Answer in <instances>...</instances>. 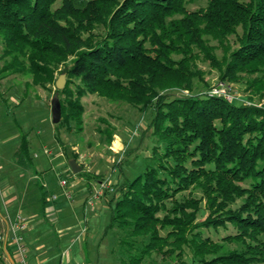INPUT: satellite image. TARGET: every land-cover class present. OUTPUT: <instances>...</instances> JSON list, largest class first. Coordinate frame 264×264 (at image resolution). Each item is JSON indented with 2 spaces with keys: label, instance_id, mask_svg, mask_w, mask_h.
I'll list each match as a JSON object with an SVG mask.
<instances>
[{
  "label": "trees",
  "instance_id": "obj_1",
  "mask_svg": "<svg viewBox=\"0 0 264 264\" xmlns=\"http://www.w3.org/2000/svg\"><path fill=\"white\" fill-rule=\"evenodd\" d=\"M192 1L0 0V71L30 75L26 92L66 75L56 128L82 130L87 94L153 110L152 161L106 198L121 264L186 250L191 264L264 262V0ZM199 61L247 99L194 92Z\"/></svg>",
  "mask_w": 264,
  "mask_h": 264
},
{
  "label": "rangeland",
  "instance_id": "obj_2",
  "mask_svg": "<svg viewBox=\"0 0 264 264\" xmlns=\"http://www.w3.org/2000/svg\"><path fill=\"white\" fill-rule=\"evenodd\" d=\"M74 1L80 5L87 0ZM60 3L61 0H56L55 6H59ZM205 4L206 0L192 1L187 4V9L194 10L204 7ZM1 50L0 45V54ZM217 54L221 55L220 49L217 50ZM3 63V59L0 58V67ZM199 67L203 71V81L196 80L194 92L209 93L219 87L218 89L221 88V92L228 99L232 96L247 99L248 92L244 90L243 84L222 85L218 81L216 69L212 68L208 62L199 61ZM30 77L27 74L0 71V153L2 152L5 156L13 149L17 140L15 136L19 131L18 125L22 126L24 131L34 134L38 140L43 137V144L47 150L51 149V154L45 153V148L42 149L48 157L44 176L48 179L53 194L62 195L61 208H64L62 216L65 210L70 208L72 213L64 218L67 219L66 221L76 222L74 228L78 231H85L83 233L87 234L86 242L89 244V253H93L95 257L93 264H121L118 249H113L118 231L112 229L105 231L109 223V207L106 198L111 195L117 182L125 177H133L144 163L152 161L153 156L150 152L155 141L150 121L153 110L148 108L145 112H140L126 102L110 100L96 94H87L82 98L85 106L82 130L78 132L68 131L62 127L56 128V123L52 124V118H50L52 117L51 101L54 97L61 98L62 96L53 92L54 86L52 88L34 86L26 92L25 81ZM203 82L206 84L203 85ZM172 93L181 95L185 94L186 90H176ZM253 101L259 105L264 103V95L261 100L254 96ZM106 126L112 128L114 132L111 142L106 141V136L101 132V129ZM56 151L62 153L59 159L54 156ZM74 156L76 162L82 166L81 171L92 176L86 178L84 174L78 175L71 172L67 165L69 159ZM60 179L66 181L65 189L70 191L72 201L64 198L63 188L58 182ZM74 181H78V186H87L89 189L88 202L90 196L100 187V183L106 182L108 187L99 198L104 207L100 209L95 207V200L93 205L91 203L82 205L81 195H74L72 192V189H75ZM201 219L203 216L200 214L199 220ZM207 233L217 239L214 231H205V234ZM219 233L225 234V231H219ZM97 235L98 248L95 246L96 243L92 247L94 237ZM69 244V240L62 243L64 248H67ZM80 245L81 239H78L77 243L71 246V251H76ZM227 246L235 247L234 244ZM188 254L186 250L182 258H178L174 254L161 256V254L152 252L142 264H191ZM67 256L71 257V254L68 252ZM67 256L63 259V264H67ZM257 264H264V262Z\"/></svg>",
  "mask_w": 264,
  "mask_h": 264
},
{
  "label": "crops",
  "instance_id": "obj_3",
  "mask_svg": "<svg viewBox=\"0 0 264 264\" xmlns=\"http://www.w3.org/2000/svg\"><path fill=\"white\" fill-rule=\"evenodd\" d=\"M18 126L19 131L15 136L17 140L13 149L8 154L3 152L6 157L0 153V264H20L11 241V223L19 214L27 221L25 229L21 231L27 247L26 264H63L68 252L71 257L67 256V264H93L95 257L93 253H89L87 234L74 228L76 222L66 221L64 218L72 213L70 208L66 209L62 216L64 210L61 208L62 195L53 194L49 181L44 176L48 160L42 151L44 148L47 149L43 144L44 138L38 140L34 134ZM23 135L27 140L31 159L28 157L25 163L20 164L16 154L20 150ZM49 151L51 154V149ZM61 154L60 151H56L54 156L59 159ZM73 183L75 189H72V192L74 195H81L82 205L89 203L93 205L90 200L87 201L89 193L87 186H78V181ZM51 195H55L56 198L52 199ZM95 201V207L98 209L104 207L100 199ZM78 239H81V245L73 252L71 246L77 243ZM67 240L71 245L64 248L62 243ZM95 243L98 248V235L94 237L92 247Z\"/></svg>",
  "mask_w": 264,
  "mask_h": 264
},
{
  "label": "built area",
  "instance_id": "obj_4",
  "mask_svg": "<svg viewBox=\"0 0 264 264\" xmlns=\"http://www.w3.org/2000/svg\"><path fill=\"white\" fill-rule=\"evenodd\" d=\"M219 88V87H218ZM216 89L213 92L211 91L212 94H220L221 92V88L220 89ZM45 153L49 154L50 151L45 149ZM59 185L63 188V195L65 196L66 199L71 200L72 199V195H70V191L68 192V190L65 189L66 187V181L63 179H60L59 181ZM108 187V185H106V182H101L100 183V187L98 189L95 190V192L90 196V202H94V200H98L102 194L103 191ZM52 199H55L56 196L55 195H51ZM26 218L23 217L22 215H18L16 220L14 222L11 223V231H12V235H11V241L14 244V249L17 253V258L20 264H26V253H27V247L23 242V236L21 234V231L25 229L26 227Z\"/></svg>",
  "mask_w": 264,
  "mask_h": 264
},
{
  "label": "water",
  "instance_id": "obj_5",
  "mask_svg": "<svg viewBox=\"0 0 264 264\" xmlns=\"http://www.w3.org/2000/svg\"><path fill=\"white\" fill-rule=\"evenodd\" d=\"M66 75L65 73H61L57 79L55 80V88L60 90L63 89L65 87V83H66ZM51 112H52V122L58 123L61 119V108H60V102L58 100L57 97L52 98L51 101ZM68 165H69V169H71V172L73 174H77L79 172H81L82 170V166H80V164H78L76 162V160L74 158L70 159L68 161Z\"/></svg>",
  "mask_w": 264,
  "mask_h": 264
}]
</instances>
